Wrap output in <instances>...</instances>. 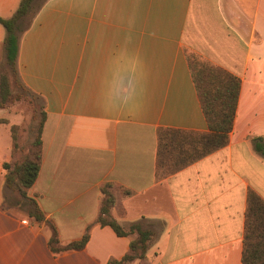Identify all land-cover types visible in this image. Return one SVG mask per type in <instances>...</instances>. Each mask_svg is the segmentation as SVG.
Wrapping results in <instances>:
<instances>
[{
  "label": "crops",
  "instance_id": "crops-1",
  "mask_svg": "<svg viewBox=\"0 0 264 264\" xmlns=\"http://www.w3.org/2000/svg\"><path fill=\"white\" fill-rule=\"evenodd\" d=\"M18 3L0 0V16ZM4 36L0 24V64ZM189 55L240 79L233 126L224 146L158 176L161 128L207 130ZM16 70L45 112L27 192L43 219L5 183L12 140L0 123V264L121 258L133 235L96 222L105 183L121 225L145 218L155 229L152 264H241L247 195L264 200V156L251 141L264 137V0H44ZM51 226L62 245L86 228L89 237L52 251Z\"/></svg>",
  "mask_w": 264,
  "mask_h": 264
},
{
  "label": "trees",
  "instance_id": "trees-1",
  "mask_svg": "<svg viewBox=\"0 0 264 264\" xmlns=\"http://www.w3.org/2000/svg\"><path fill=\"white\" fill-rule=\"evenodd\" d=\"M44 0H19L10 16H0V24L5 29L2 42L3 67L0 70V108L20 99L22 94L13 93L12 85L27 94L31 100L38 95L27 89L18 79L16 56L20 35L29 27L32 18L42 6ZM188 61L192 78L200 100L207 130L203 132L161 128L158 131L156 173L158 176L169 175L194 160L224 146L228 142L229 132L233 126L236 111L240 79L223 68L210 65L191 55ZM42 101V100H41ZM39 115L34 137L28 149L21 155V146L16 131L18 125L11 123V158L3 163L6 170L5 183L17 193L20 200L30 205L29 213L37 220L43 214L36 202L27 196V192L38 175L41 162V130L45 119L43 106L34 110ZM0 123H8L0 118ZM254 149L264 156V137L251 138ZM19 152L18 155L16 153ZM102 201L96 222L108 225L119 236L133 235L129 247L121 258H110L107 264H152L146 252L156 238V231L145 218L121 225L111 214L116 203L113 186L105 183L101 187ZM124 194L128 192L123 191ZM86 228L78 240L60 244L56 229L51 226L48 246L52 251L65 249H82L89 237ZM241 264H264V200L253 191L247 195V207L244 217Z\"/></svg>",
  "mask_w": 264,
  "mask_h": 264
},
{
  "label": "rangeland",
  "instance_id": "rangeland-1",
  "mask_svg": "<svg viewBox=\"0 0 264 264\" xmlns=\"http://www.w3.org/2000/svg\"><path fill=\"white\" fill-rule=\"evenodd\" d=\"M3 66L2 62L0 70H2ZM11 85L12 92L22 94V96L20 99L0 108V118H6L10 124L14 123L18 125L16 134L21 146H23L20 149L21 155H23L34 137L35 126L39 118L38 114L34 115V110H38V106H42V101L40 97H35L34 100H31L27 94L20 92L18 87H14L12 83ZM18 154L19 152L16 153V155Z\"/></svg>",
  "mask_w": 264,
  "mask_h": 264
}]
</instances>
